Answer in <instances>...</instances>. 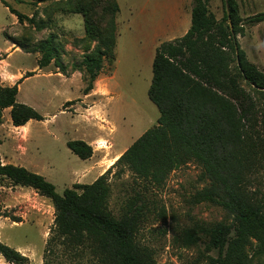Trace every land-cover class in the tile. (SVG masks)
I'll list each match as a JSON object with an SVG mask.
<instances>
[{
    "label": "trees",
    "instance_id": "16d2710c",
    "mask_svg": "<svg viewBox=\"0 0 264 264\" xmlns=\"http://www.w3.org/2000/svg\"><path fill=\"white\" fill-rule=\"evenodd\" d=\"M2 1L19 21L28 18ZM112 8L119 12L118 0ZM229 10L230 19L226 13L217 20L208 0H194L187 33L156 47L148 96L160 112L157 124L93 182L74 183L60 194L44 175L3 163L0 155V177L52 200L55 217L46 251L61 242L89 249L96 264H156L151 251L137 239L150 203L138 192L127 199L118 216L114 215L109 208L110 176L130 171L135 181L158 188L173 170L195 162L206 185L195 191L190 201L218 205L227 218L213 224L195 221L182 229L183 244L204 241L201 256L207 264H253L256 256L264 257V191L254 187L264 171V69L248 59L238 42L242 29L235 0H229ZM84 20L90 34L95 25L87 14ZM246 22H264V10L249 15ZM96 33L98 45L82 61L89 75L85 94L93 89L104 56L115 59V31ZM39 49L49 51L51 41L43 40L26 51ZM47 62L41 59L38 65L42 68ZM34 74L26 73L12 86L0 84V124L7 108L14 126L44 119L33 106L17 98L18 84ZM67 146L82 159L93 154V147L83 139L68 140ZM2 215L8 216L0 208ZM0 254L8 262L29 263L28 256L2 241Z\"/></svg>",
    "mask_w": 264,
    "mask_h": 264
},
{
    "label": "rangeland",
    "instance_id": "374dc122",
    "mask_svg": "<svg viewBox=\"0 0 264 264\" xmlns=\"http://www.w3.org/2000/svg\"><path fill=\"white\" fill-rule=\"evenodd\" d=\"M5 1L28 18L19 21L0 0V84L12 86L20 79L9 69V63L12 70L22 68L23 76L41 69L36 76L18 84L22 89L17 98L33 106L44 119L32 120L27 134L25 127L12 124L10 108L5 109L0 142L6 141L9 146L8 156L27 162L22 166L44 175L60 194L74 183H91L97 171L92 160L99 161L97 167L103 170L112 158L156 125L160 116L148 96L150 63L142 61L139 54L143 39L137 38L141 44L134 43L132 17H122L127 19V25L117 17V11L112 8L116 0ZM235 1L242 29L237 34L238 42L248 59L264 69V22L256 25L246 22L249 15L264 10V0ZM119 2L121 15L127 14L126 3L131 4V0ZM208 6L217 20L227 13L225 0H208ZM85 14L96 28L90 34L86 31ZM112 29L115 34L119 32L115 59L113 55L104 56L93 82L98 92L82 102L89 84L82 61L98 45L96 32L108 35ZM47 39L51 41L49 51H26ZM16 46L19 51H12ZM41 59H48L42 68L38 65ZM36 65L38 68L33 70ZM71 139L90 143L92 160L73 153L67 146ZM25 149L26 156L20 152ZM201 173L199 165L189 162L173 170L158 188L135 181L130 171L120 177L110 176L109 208L114 215L118 216L127 199L138 192L150 203L151 210L139 228L137 239L151 251L156 264H207L201 256L204 241L185 246L180 239L182 229L195 221L213 224L227 218L218 205L190 201L191 195L206 185ZM258 180L254 187L264 191V171ZM0 208L8 215L0 216V241L28 256V264H96L87 248L58 242L46 251L55 209L51 199L33 188L13 185L0 177ZM0 264L15 263L6 261L0 254ZM253 264H264V257L256 256Z\"/></svg>",
    "mask_w": 264,
    "mask_h": 264
},
{
    "label": "crops",
    "instance_id": "0c3cea01",
    "mask_svg": "<svg viewBox=\"0 0 264 264\" xmlns=\"http://www.w3.org/2000/svg\"><path fill=\"white\" fill-rule=\"evenodd\" d=\"M118 3H119L120 10L118 12L117 17H121L125 25H127L128 21H126L127 19H124L122 17H132L131 21H132L133 34H134V38L137 40L136 41L134 39V43L141 44V42H138L137 38L143 39V42L140 45L142 47H141V50L139 51V54H140V59L142 61L146 62L148 60V62L150 63L151 71L148 73L149 85H150L152 81V76H153L152 63H153L156 47L163 41L173 40L178 37H182L183 35L187 33V31L189 30L191 26L192 9H193L194 0H131V4L126 3L128 13L124 15H121L122 6L119 0H118ZM118 36H119V32L117 34V41H118ZM14 50L19 51V47L16 46L12 51ZM115 50H116V47H115ZM1 51L2 49L0 48V52ZM12 51L9 52L8 55H10ZM2 61L9 63L7 59H3ZM37 68L38 66L36 65L33 68V70ZM9 69L12 72H14L17 78H21L23 76L22 70H21L22 68H18L17 70H12L11 65L9 63ZM40 70L41 69H39V71ZM39 71L35 72V74L32 76H36L39 73ZM23 72L26 73L27 71L23 69ZM56 73L59 74L60 72L58 71ZM32 76L24 78L23 82L28 80ZM61 76L64 77L63 74H61ZM111 80L107 84V88H110ZM21 89H22V85L19 87V91H21ZM97 92H98V89L93 88L89 93L87 94L84 93L83 94L84 100H82V102H86L92 99V96H96ZM3 118H4V111H3ZM31 121L32 120L28 121L23 126H15V127H20V128L25 127L27 134H28L30 133L28 124H30ZM0 126H2V124H0ZM4 148H5V151L3 152ZM8 148L9 146L8 147L6 146V141L0 142V155H1V159L3 163H13L16 165H21V166L22 164L27 163L24 161H18L19 159L17 157L13 156L12 158L8 156L6 152L7 151L6 149ZM20 152L24 156H26L27 149H25L24 151H20ZM123 152H121L120 154L112 158L110 164L103 170H100V168L97 167L98 166L97 164L99 163V161L92 160V158H88L93 161L94 163L93 166H95L94 170H97L95 174L93 175V179H96L98 176L103 174L111 166V164H113L114 161L118 159V157ZM90 173L92 174V171Z\"/></svg>",
    "mask_w": 264,
    "mask_h": 264
},
{
    "label": "water",
    "instance_id": "95a60500",
    "mask_svg": "<svg viewBox=\"0 0 264 264\" xmlns=\"http://www.w3.org/2000/svg\"><path fill=\"white\" fill-rule=\"evenodd\" d=\"M225 1H226V6H227V13H228V16L230 19L229 0H225ZM230 24H231V22H230Z\"/></svg>",
    "mask_w": 264,
    "mask_h": 264
}]
</instances>
